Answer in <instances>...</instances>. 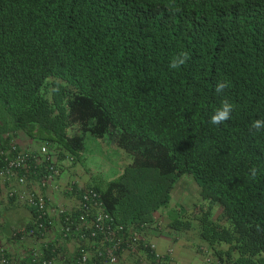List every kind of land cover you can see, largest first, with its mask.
I'll use <instances>...</instances> for the list:
<instances>
[{
	"label": "trees",
	"instance_id": "obj_1",
	"mask_svg": "<svg viewBox=\"0 0 264 264\" xmlns=\"http://www.w3.org/2000/svg\"><path fill=\"white\" fill-rule=\"evenodd\" d=\"M181 52L188 60L171 69ZM221 81L227 87L217 93ZM224 100L233 105L230 118L212 124ZM0 107L16 130L64 146L87 173L101 163L89 186L139 232L192 176L228 220L219 228L203 212L211 256L264 264V128H252L264 120V0H0ZM87 134L116 142L131 162L86 156ZM51 201V209L69 208ZM15 207L0 212V238L30 255H15L18 264H34L40 246L18 232L32 228L33 209L29 221L8 223ZM172 226L191 224L176 216ZM139 247L154 264H168ZM44 250L47 258L61 248Z\"/></svg>",
	"mask_w": 264,
	"mask_h": 264
},
{
	"label": "built area",
	"instance_id": "obj_2",
	"mask_svg": "<svg viewBox=\"0 0 264 264\" xmlns=\"http://www.w3.org/2000/svg\"><path fill=\"white\" fill-rule=\"evenodd\" d=\"M13 137L11 133L0 135V199L2 189L8 185L9 203L33 209L32 228L23 227L18 232L34 237L40 246L31 254L34 264H119L121 252L143 240L140 230L115 219L102 193L92 186L79 185L76 190V183L72 182L68 189L79 196L75 207L51 209L45 190L55 183L59 174L58 153L48 142L31 150H20ZM54 228L59 229L56 237ZM4 241L0 238V264H11V261L18 264L15 255L30 257L21 252L16 254ZM49 245L60 247L61 251L55 257L45 258L44 249ZM66 250L73 258L66 255ZM156 255L161 262V253ZM207 261L224 264L212 256Z\"/></svg>",
	"mask_w": 264,
	"mask_h": 264
},
{
	"label": "rangeland",
	"instance_id": "obj_3",
	"mask_svg": "<svg viewBox=\"0 0 264 264\" xmlns=\"http://www.w3.org/2000/svg\"><path fill=\"white\" fill-rule=\"evenodd\" d=\"M6 131H15L22 146L24 147H31L40 144L26 135L24 131L16 130L9 115H7L3 110L1 112L0 107V133H4ZM73 132L76 134H80L81 130L75 128ZM85 139L86 141L84 152L87 153L86 156L98 155L106 159L107 161H110L111 163L121 167L128 165L132 160V156L125 150L120 148L114 141H109L107 145H104L101 142H98L95 136L91 134H87ZM60 146V170L61 173L65 176L66 180L64 183L65 186L60 185L61 188H58V194L60 195V192H62L63 196L71 198V194L65 189L66 185L72 183L73 181H77L80 185L85 186L92 184L96 172H98V170L103 172L104 170L102 169V164L98 163L96 166H91V171L87 173L82 163L76 158L71 159L72 155L69 153L70 151L64 146ZM88 160L89 159L87 157V161ZM91 164L92 163H87L85 166H90ZM8 187L9 186L6 185V187L2 189L3 194L2 198L0 199V212L6 210L7 205L10 204L9 200L6 197ZM200 191V186L192 176H184L183 178H181L178 185L173 190V200L171 201L169 206L165 208V210H163L160 214L157 213V222L153 223L150 226L149 231L144 234V236L147 237L146 241L149 242L152 239L151 236H148L149 233H155L158 236H165L169 232H173L174 234L176 233L178 235H181V233H183L186 236H183L185 240H187V237L190 236L189 240H192L194 244V247L192 246V248H194L193 251L198 254L201 262L203 261V264H205V260L202 254V247L208 246L211 249L212 247L202 237L201 219L203 212L209 210L211 219L219 226V228H221L222 226H226L228 224V220L224 215L222 205L219 203H215L214 205L211 204L209 200H206L202 197ZM14 205L16 206V209L14 210L15 212L22 213L25 210L28 211V209H26L27 207L22 204L15 203ZM176 216L183 221L189 222L191 224L190 228L186 229V227H184L179 231L178 229L174 228L172 226V220H174ZM4 242L8 244L9 240H6ZM219 248L226 249L227 245L224 244V246H219ZM136 249V252L130 253L126 261H124V264H154L148 255L146 257L138 256L140 252L139 246H137ZM214 255L216 257L217 254L214 253ZM225 263L231 264V262L228 260L225 261Z\"/></svg>",
	"mask_w": 264,
	"mask_h": 264
},
{
	"label": "crops",
	"instance_id": "obj_4",
	"mask_svg": "<svg viewBox=\"0 0 264 264\" xmlns=\"http://www.w3.org/2000/svg\"><path fill=\"white\" fill-rule=\"evenodd\" d=\"M65 180H66L65 176L63 174H61V176L58 179V182L60 183V185H64ZM60 188L61 187H59V189ZM46 192L48 194H50L51 199H52L51 203H53V204L57 203L59 205L64 204V205L70 206L74 203L73 197L70 198V197L63 196L62 192H60V195H59L58 194V188H56V187L50 188V189L46 190ZM165 208L161 209L157 213L160 214L163 210H165ZM157 213L155 214V218L158 219ZM31 216H32V214L30 213V209H29V213L27 210L23 211L22 213L12 211L11 217H10V220L8 221V223H16L19 220L29 221L31 219ZM149 229H150V227L147 228V232L149 231ZM186 229H188V228H186ZM54 233L56 234V230L54 231ZM181 235H178L176 233L174 234L173 232H169L165 236L164 235L158 236L155 233H152V234L149 233L148 236L152 237L151 241L153 242V244H155L157 246V248L162 253H167L168 249H170L171 246L174 247L173 253H171L170 255H166V259L168 261V264H197V263L203 264V261L201 262L198 254L195 251H193L194 248H192V246L194 247V244H193L192 240H189L190 236H188L187 240H185L184 237H186V236L183 233H181ZM129 255H130V253H128V250H125L122 257H121L120 263L124 264V261H126V259ZM138 256L146 257L147 253H145V251L139 252Z\"/></svg>",
	"mask_w": 264,
	"mask_h": 264
},
{
	"label": "clouds",
	"instance_id": "obj_5",
	"mask_svg": "<svg viewBox=\"0 0 264 264\" xmlns=\"http://www.w3.org/2000/svg\"><path fill=\"white\" fill-rule=\"evenodd\" d=\"M188 60V54L187 53H184V52H181L179 55H177V56H174L171 60H170V62H169V67L171 68V69H178L180 66H182V65H184L185 63H186V61ZM225 87H227V84H226V82H223V81H221V82H218V84H217V86H216V92L217 93H220V92H222L223 90H224V88ZM232 110H233V105L232 104H230L227 100H224V101H222V104H221V107L220 108H218V109H216V111L214 112V114L211 116V123L212 124H216V125H219V124H221V123H223L224 121H226V120H228L229 118H230V114H231V112H232ZM252 128H255L257 131H259L260 129H262V128H264V120H255L253 123H252ZM6 133H11V134H13V138H15V140H16V142H17V145H18V148L20 149V150H31V149H34V148H37V147H40L43 143H46V142H42V143H40V144H38V145H36V146H31V147H24V146H22V144H21V142H20V140H19V138H18V136H17V134H16V132L15 131H6V132H4V133H1V134H6ZM61 147V146H60ZM60 147H58V148H55V151L58 153V157H59V153H60ZM70 153V152H69ZM71 154V153H70ZM69 155V154H68ZM72 155V154H71ZM74 158H76L74 155H72V157H71V159H74ZM58 161H59V159H58ZM60 161H59V174H58V176H57V179H56V181H55V183L52 185V186H50V187H48V188H46V190H48V189H50V188H59L60 187V183L58 182V179H59V177L61 176V170H60ZM251 175H252V178H255V176H256V169H252V172H251ZM73 182H75L76 184H78V185H80L77 181H73ZM197 182V181H196ZM71 184V183H70ZM70 184H68V185H66V190L68 189V186L70 185ZM65 186V185H64ZM80 186H82V187H85V185H80ZM86 186H89V185H86ZM46 190H45V193L47 194V196H48V198H50L51 199V196H50V194H48L47 192H46ZM70 194H72V192L69 190L68 191ZM78 200V199H77ZM77 200H75L74 199V203L72 204V205H70L69 206V208H74L75 207V205H76V203H77ZM172 200H173V193H172ZM52 204V203H51ZM53 205V204H52ZM64 204H61V206H63ZM169 206V205H168ZM25 207H27V206H25ZM27 208H29V207H27ZM165 208V207H164ZM112 214V213H111ZM113 215V214H112ZM114 216V215H113ZM115 217V216H114ZM116 219V218H115ZM117 220V219H116ZM118 221V220H117ZM119 222V221H118ZM156 222H157V218H156ZM119 223H122V222H119ZM122 224H125V223H122ZM125 225H128V226H133L132 224H125ZM145 227H147V228H149L148 226H145ZM147 228H143L144 230L142 231V237H143V241L141 240L140 242H138L137 243V245L134 247L135 249H136V247L137 246H140L141 244H144L146 247H148V248H150V249H152V250H155V253H157V252H159V253H161V255H162V261H164L165 263H168V261H167V259H166V255H170L171 253H173V249H174V247H172L171 246V248L170 249H168V252L167 253H162L158 248H157V246L155 245V244H153V242L152 241H146V239H147V237L146 236H144V234L147 232ZM152 245H154V248H152ZM134 248H131V249H125V250H128V253H131L132 252V250L134 249ZM202 249H206V251H207V254L206 255H203V257H204V260H205V263L206 262H208L207 261V257L208 256H211V253L208 251V249H209V247L207 246V247H202ZM125 250H123L122 252H121V256H120V259H119V264H121L120 263V261H121V257H122V255H123V253H124V251ZM147 251V250H146ZM147 253V252H146ZM203 254V253H202ZM147 255H148V253H147ZM214 259H216V258H214ZM219 260H221V262L222 263H224V264H226L225 263V261H227V260H222V259H219ZM207 264V263H206Z\"/></svg>",
	"mask_w": 264,
	"mask_h": 264
}]
</instances>
